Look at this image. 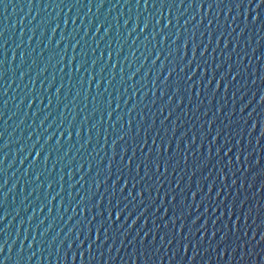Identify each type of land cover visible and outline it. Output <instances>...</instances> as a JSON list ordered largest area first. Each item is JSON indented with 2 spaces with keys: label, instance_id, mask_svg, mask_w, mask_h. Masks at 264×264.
<instances>
[{
  "label": "water",
  "instance_id": "water-1",
  "mask_svg": "<svg viewBox=\"0 0 264 264\" xmlns=\"http://www.w3.org/2000/svg\"><path fill=\"white\" fill-rule=\"evenodd\" d=\"M257 3L0 0L3 264H264Z\"/></svg>",
  "mask_w": 264,
  "mask_h": 264
},
{
  "label": "snow or ice",
  "instance_id": "snow-or-ice-1",
  "mask_svg": "<svg viewBox=\"0 0 264 264\" xmlns=\"http://www.w3.org/2000/svg\"><path fill=\"white\" fill-rule=\"evenodd\" d=\"M149 2H150V0H144V8L145 9H147L148 8V6H149ZM251 2H253V3H255L256 2V0H251ZM138 3H139V0H138ZM262 5H264V0H258V3H257V8H259L260 6H262ZM153 7H154V5H153ZM257 18V17H256ZM166 27H167V25H166ZM209 27H211V25H209ZM161 34L163 35V38H164V32H161ZM103 55V54H102ZM84 66V65H83ZM110 83V82H109ZM109 119H111V115L109 114ZM49 139H51V137H49ZM59 143V142H58ZM113 148L115 149V144L113 145ZM121 163H123V161H121ZM144 163H146V164H149V165H152V164H154L155 165V168H156V171L157 172H159V169H160V160H159V158H157V160H155V161H150V160H148V161H145ZM128 164H129V177L130 178H132L131 177V170H130V165H131V161H129L128 162ZM167 168V166H165V169ZM111 169H112V165H111V163L108 165V171L109 172H111ZM136 171H137V173H139V171H140V168H139V166L137 167V169H136ZM146 176H147V171H146ZM122 178V177H121ZM120 182V178H118L117 179V183H119ZM136 187V185L135 184H133V188H135ZM121 191H123V190H121ZM129 195H131V194H129ZM141 195H142V192H141ZM117 208H119V206L117 205ZM109 220H111V218H112V213H109ZM118 219V218H117ZM99 237L97 236V239H98ZM2 251H3V249H2V247H0V253H2ZM0 264H3V261H0Z\"/></svg>",
  "mask_w": 264,
  "mask_h": 264
}]
</instances>
